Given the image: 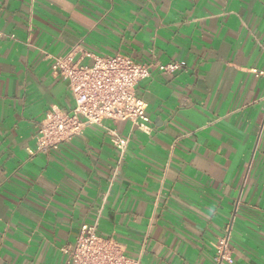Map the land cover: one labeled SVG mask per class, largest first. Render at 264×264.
Here are the masks:
<instances>
[{
  "label": "crops",
  "instance_id": "obj_1",
  "mask_svg": "<svg viewBox=\"0 0 264 264\" xmlns=\"http://www.w3.org/2000/svg\"><path fill=\"white\" fill-rule=\"evenodd\" d=\"M0 34V264H73L95 223L141 264H217L229 227L224 264H264V0H0ZM69 53L152 64L150 132L105 120L31 155L47 112L74 107L52 73Z\"/></svg>",
  "mask_w": 264,
  "mask_h": 264
},
{
  "label": "built area",
  "instance_id": "obj_2",
  "mask_svg": "<svg viewBox=\"0 0 264 264\" xmlns=\"http://www.w3.org/2000/svg\"><path fill=\"white\" fill-rule=\"evenodd\" d=\"M1 35V34H0ZM52 73L69 83L74 98L71 111L53 106L40 124L36 148L30 153L49 154L83 133L89 125L103 127L105 120L132 121L137 129L149 133L147 103L138 97L136 87L152 75V64H141L124 54L97 56L91 65L75 60L72 53L53 58ZM170 74L183 63L155 64ZM258 75H263L257 72ZM112 143L119 151V164L125 159L129 140L115 132ZM231 227L218 240L215 262L231 261ZM69 254L73 264H141L127 255L125 247L111 237L98 233V224L83 225Z\"/></svg>",
  "mask_w": 264,
  "mask_h": 264
}]
</instances>
